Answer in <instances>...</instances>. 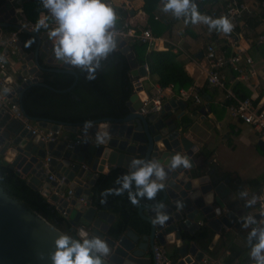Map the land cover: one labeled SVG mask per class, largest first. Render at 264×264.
<instances>
[{
	"label": "water",
	"instance_id": "water-1",
	"mask_svg": "<svg viewBox=\"0 0 264 264\" xmlns=\"http://www.w3.org/2000/svg\"><path fill=\"white\" fill-rule=\"evenodd\" d=\"M13 9L9 0H4L0 6V35L3 29L17 28ZM35 39V49L29 54L23 53L21 44L17 42L22 61L20 71L15 80L0 72L4 89H8L7 92L1 90L0 96L16 104L26 120L51 131L55 140L45 144L32 135L30 130L11 118L3 100L0 102V163L13 169L17 175L26 177L27 186L54 205L56 211L75 228L76 238L81 231L104 238L111 249L107 264H153L154 245L174 246L176 256L169 261L170 264H201L203 254L194 243L185 240L183 234L192 236L201 219L206 221L212 232H217L220 226L238 230L241 217L249 211L257 213L259 204L253 209L245 207V202H241L228 186L227 179L216 177L213 170L205 172L195 165L192 156L196 153V146L184 137L171 118V110L182 108L181 101L171 98L162 104L158 112L147 116L139 114L140 101L147 96L141 86L147 72L144 66L133 62L130 48L123 39L117 37V50L128 61L129 75L133 79L132 94L126 102L127 114L123 118L94 120L95 127L89 131L87 143L83 142L84 123L63 125L56 121L28 118L19 105L21 91L29 85L49 89L38 78L42 71L67 73L76 80L73 71L76 68L56 60V41L45 34L35 36ZM106 126L111 139L97 146L96 130ZM60 130L69 134L79 132L80 143L74 144L70 139L60 140ZM176 153L188 155L192 167L170 172L168 187L161 191V198L149 206L138 208V216L150 226L149 234L139 238L127 230L117 238L109 237L107 231L113 216L97 212L89 202V188L97 175L104 167H119L128 172L131 160L138 158H157L166 162ZM212 190L216 196L209 206L205 204L203 194ZM67 191L71 192L68 199L65 198ZM78 199L85 203L81 204ZM177 201L184 202L182 209L177 207ZM157 203H163L169 215L164 225L152 223L155 217L153 207ZM217 207L221 209L219 216L213 211ZM259 218L260 214H257L256 219ZM61 233L0 177V264H51L50 254L55 251V241ZM217 237L215 234L210 246ZM238 239L245 242L240 234ZM229 264L252 262L238 254Z\"/></svg>",
	"mask_w": 264,
	"mask_h": 264
},
{
	"label": "crops",
	"instance_id": "crops-1",
	"mask_svg": "<svg viewBox=\"0 0 264 264\" xmlns=\"http://www.w3.org/2000/svg\"><path fill=\"white\" fill-rule=\"evenodd\" d=\"M10 1L14 13L17 14L16 9H22L23 3L29 0ZM240 1L246 7V12L240 20H231L234 25L233 31L224 34L216 30L210 31L208 25L204 23L185 24L183 17L177 19L171 12H163V0L149 15L140 10L142 0H109L117 14L115 30L149 29L152 36L149 48L156 51L170 49L178 54V60L183 63L184 72L193 80L192 86L185 90V93L189 97L197 96L200 102L197 104L192 101L187 104L186 101L180 100L178 95L172 94L170 89H166L162 104L171 98L182 102V108L177 107L171 110V118L184 137L196 146V153L192 156L195 165L200 166V169L205 172L213 170L216 177L227 179L230 189L241 202H245L238 195L242 190H247L250 195H264V182L260 183L262 184L260 187L256 184V181L264 177V135L259 136L249 126L227 115L223 107L224 91L207 83L210 68L204 58L205 47L208 44L213 45L216 54L224 59L239 55L242 61L237 64V67L241 73L232 70L228 64L218 70L223 86L231 90L234 85H240L253 101L258 98L256 104L264 111V44L258 39L263 30L262 19L259 18L260 9L255 0ZM226 2L227 0H216L214 3L204 5L200 8V12L213 19L220 18L225 16ZM45 12V9L40 12L37 20ZM50 21L52 20L50 19L48 23ZM50 30L52 28L49 26V29L42 34L50 37L48 34ZM125 41L128 43V40L125 39ZM244 58H249L251 65L245 64ZM6 61L5 76L15 80L22 61L15 57H8ZM154 85L156 84L151 83L147 75L146 80L141 83L145 93H149ZM31 125L35 123L31 122ZM58 135L59 137L67 136L73 141L81 138L79 132L69 134L60 130ZM203 151L210 155H204ZM108 168L110 167H104L101 173H105ZM236 182L243 183L240 190L236 188ZM262 212H264V207L259 204L257 214ZM258 221L264 223V218L260 215ZM201 224L206 225V221L201 219ZM249 231L250 229L242 228V223L238 230H229L220 226L217 232H213L218 237L209 247L216 246L221 237L226 245L236 247L240 251L239 254L252 262L246 239ZM238 234L244 238L245 242L238 239ZM163 248L166 256L174 255L172 259L174 260L176 256L174 246L167 245ZM200 252L203 254L202 260H206L205 264H224L223 259L228 256L227 249H220L218 258L212 261L202 251Z\"/></svg>",
	"mask_w": 264,
	"mask_h": 264
},
{
	"label": "trees",
	"instance_id": "trees-1",
	"mask_svg": "<svg viewBox=\"0 0 264 264\" xmlns=\"http://www.w3.org/2000/svg\"><path fill=\"white\" fill-rule=\"evenodd\" d=\"M161 0H142L140 10L149 15L154 12ZM259 6L264 0H255ZM4 0H0V6ZM216 2V0H196L199 11L204 5ZM44 11L37 0H29L22 5L24 18L35 24L37 15ZM264 17V8L260 9L259 18ZM14 29H3V35L13 32ZM18 33L17 41L21 44V51L25 54L32 53L36 46L35 36L46 32ZM138 34L139 30H134ZM128 46L133 55V62L137 66H144L147 70L148 80L163 89H170L172 94L178 95L180 90H187L192 86L193 80L183 70V63L178 60V54L170 49L156 51L148 47L146 43H140L135 39L128 40ZM76 80L67 73H52L42 71L38 78L49 89L39 85L26 86L19 99V105L25 115L33 120L56 121L63 125H75L85 121L100 120L105 118L119 119L127 114L126 102L132 94V81L130 67L125 56L119 50H115L108 58L102 61L101 68L95 73V79H86V73L81 69H74ZM75 81V83H74ZM74 83V85H73ZM233 94L240 98H248L249 94L240 85H234L231 89ZM253 101V104L257 103ZM193 100H186L190 104ZM230 101H224V108ZM188 124V122H185ZM204 155L209 153L203 151ZM264 153V152H263ZM125 169L116 167L108 168L105 173L97 175L93 185L89 188V202L97 212H106L113 216V221L108 227L107 235L117 238L127 230L132 231L139 238L149 234L150 226L138 216L140 207L149 206L161 198L159 192L155 200L142 199L139 206H134L127 192L123 195H109L106 202H101V192L109 188H117L116 179L126 174ZM0 177L17 192L34 210H36L49 224L62 233L76 238L75 228L64 219L38 191L27 186V178L17 175L13 169L0 163ZM227 177V176H226ZM264 177L256 181L257 186H262ZM243 183L236 182V188H241ZM240 190V189H239ZM214 233L204 224L198 226L192 236L185 234L182 237L202 251L208 259L218 258L220 249H227L228 256L223 259L224 264H229L240 251L226 245L220 237L217 245L209 247ZM174 255L167 256L171 261Z\"/></svg>",
	"mask_w": 264,
	"mask_h": 264
},
{
	"label": "clouds",
	"instance_id": "clouds-1",
	"mask_svg": "<svg viewBox=\"0 0 264 264\" xmlns=\"http://www.w3.org/2000/svg\"><path fill=\"white\" fill-rule=\"evenodd\" d=\"M39 3L46 12L42 13L33 25V30H48V21L54 20L57 26L48 34L56 41V60L81 69L87 74L88 80L95 79V73L101 68L102 61L117 49V14L114 7L108 0H39ZM162 10L165 13L171 12L177 19L183 17L185 24L204 23L210 31L229 34L234 28L227 16L213 19L201 14L196 0H163ZM16 11L22 13V9ZM0 62H7L6 57L0 55ZM4 91L7 92L8 89ZM93 127V121H85L82 130L83 142H88L89 131ZM110 139L108 126L97 128V146L108 143ZM181 167H192L188 155L176 153L166 162L157 158L133 159L128 172L116 179L115 183L119 187L101 192V202L105 203L109 195H123L125 192L134 206H139L142 199L155 200L159 192L167 189L169 173ZM238 195L245 201V207L248 209L255 208L257 204L264 207V195H250L247 190L240 191ZM215 196L214 190L203 194L205 204L212 205ZM177 207L182 209L184 202L177 201ZM153 211L154 225H164L169 219L163 203L154 205ZM213 211L217 216L221 214L219 207ZM260 215L264 218V212ZM256 216V212L249 211L241 217V222L242 228L250 229L246 239L252 264H264V223L258 221ZM55 246V251L50 254L51 264H107L111 255L110 246L104 238L83 231L79 233V238L61 233L55 241Z\"/></svg>",
	"mask_w": 264,
	"mask_h": 264
},
{
	"label": "built area",
	"instance_id": "built-area-1",
	"mask_svg": "<svg viewBox=\"0 0 264 264\" xmlns=\"http://www.w3.org/2000/svg\"><path fill=\"white\" fill-rule=\"evenodd\" d=\"M257 7L259 9L264 8V3H261L259 6L257 5ZM244 12H246V7L240 0H227V2L225 3L224 15L232 21L240 20ZM15 18V25L17 28L7 35H0V55L5 56L6 59L8 57H15L19 59L18 47L16 45L18 42L17 34L21 32L31 33L33 31L34 24L27 21L21 13L15 14ZM262 24L263 30L258 39L261 43L264 44V17L262 18ZM49 26L53 30L57 25L56 22L52 20L50 21ZM116 32L118 34L117 37L123 40L135 39L140 43H146L148 46L152 41V36L149 29H140L138 34L134 33L133 30L128 28H124V30L121 31L116 30ZM204 58L210 68V71L207 76V83L211 86H215L222 89L224 91L225 100L230 101V103L225 106L227 115L231 119L239 121L242 124L249 126L259 136L264 135V111L258 106V104H253V100L251 98L248 97L240 99L236 97L231 90L225 89L222 83L221 76H219L218 74V70L226 64H228L232 68V70L236 71L237 73H241L240 69L237 67V64L242 61V58H240L239 55H235L228 59H224V57H222L221 55L216 54L214 47L211 44L206 45ZM243 62L245 64L251 65V61L249 58H244ZM5 70V62H0V72L5 73ZM3 89L4 85L2 80H0V92ZM165 90L166 89L160 88L157 85L152 86L149 90V93H147V96H145L140 101L141 106L139 108V114L142 116H147L151 113L158 112L162 106L163 98L165 96ZM178 97L180 100L184 101L191 98V100H193V102L197 104L200 102L197 96L189 97L183 90H180L178 92ZM4 99L5 98L3 96H0V102ZM3 104L9 112L11 118L21 123L25 129L30 130L31 134L37 136L39 140H41L43 143H51L55 140L51 131L39 128L36 124L32 126L31 122H29L23 117L21 112L18 110V106L16 104L11 103L9 100H4ZM15 109L17 111L13 113L12 111ZM59 139L67 140L69 138L67 136H62L59 137ZM73 142L74 144H79L80 139H76ZM45 160H47V158ZM49 179L52 180L51 177H49ZM70 196L71 192L67 191L65 198L68 199L70 198ZM78 202H80L81 204L85 203L81 199H78ZM152 258L153 264H170L166 256V252L161 246L154 245L152 247ZM201 263L205 264L206 260H202Z\"/></svg>",
	"mask_w": 264,
	"mask_h": 264
}]
</instances>
